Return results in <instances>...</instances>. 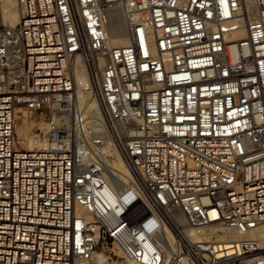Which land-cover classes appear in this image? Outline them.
Masks as SVG:
<instances>
[{
    "label": "built area",
    "instance_id": "1",
    "mask_svg": "<svg viewBox=\"0 0 264 264\" xmlns=\"http://www.w3.org/2000/svg\"><path fill=\"white\" fill-rule=\"evenodd\" d=\"M16 1L17 25L0 10V264H264V0ZM22 113L43 124L32 149Z\"/></svg>",
    "mask_w": 264,
    "mask_h": 264
},
{
    "label": "bare ground",
    "instance_id": "2",
    "mask_svg": "<svg viewBox=\"0 0 264 264\" xmlns=\"http://www.w3.org/2000/svg\"><path fill=\"white\" fill-rule=\"evenodd\" d=\"M0 10L3 23L6 25L15 26L20 21V13L18 11L17 1L16 0H0ZM108 17V27L111 34V43L115 46L126 45V31H125V22L123 18L119 15L118 11H109L107 13ZM244 36L243 32L237 34L238 38ZM81 71V74H79ZM84 72V74H83ZM79 76H82V79H79ZM88 82V77L86 69L81 60L77 61L76 65V83L78 86V94L83 103L88 106V111H97L96 102L91 98V91H82V87L85 86ZM24 116H21L20 123L17 126L15 124V130L20 136V145L25 149H32L34 146V129L43 127L42 122H26L27 115L24 113ZM18 116V115H17ZM29 123V124H27ZM116 167L120 170H123L121 164H117ZM124 171V170H123ZM210 216L214 218L216 216L215 211H210Z\"/></svg>",
    "mask_w": 264,
    "mask_h": 264
},
{
    "label": "rangeland",
    "instance_id": "3",
    "mask_svg": "<svg viewBox=\"0 0 264 264\" xmlns=\"http://www.w3.org/2000/svg\"><path fill=\"white\" fill-rule=\"evenodd\" d=\"M3 21V20H2ZM79 74H81V71H79ZM83 74H84V72H83ZM79 79H82V76H79ZM31 115V114H30ZM21 116H24L25 117V115H24V113H22V114H19L18 116H17V120H16V130H17V126L19 125V123L21 122L20 121V119H21ZM38 119V114H32L31 116H28L27 118H26V122H35V121H39V120H37ZM20 121V122H19ZM29 123H27V124H29ZM37 122H35V124H36ZM15 130V131H16ZM16 137H17V140L18 141H20V136L18 135V133H17V131H16ZM22 147V146H21Z\"/></svg>",
    "mask_w": 264,
    "mask_h": 264
}]
</instances>
